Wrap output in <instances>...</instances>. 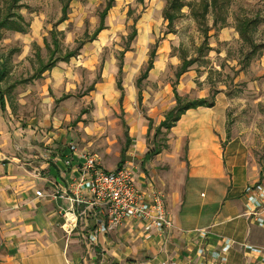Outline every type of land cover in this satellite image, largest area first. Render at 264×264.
<instances>
[{"label":"rangeland","instance_id":"obj_1","mask_svg":"<svg viewBox=\"0 0 264 264\" xmlns=\"http://www.w3.org/2000/svg\"><path fill=\"white\" fill-rule=\"evenodd\" d=\"M202 1L183 0L184 7L176 15L173 25H169L163 15L168 0H116L106 20L108 29L98 41L85 44L77 56L61 65L59 74L65 86L72 88L69 92L76 95L88 93L89 96L78 101H57L55 91L48 87L45 78L34 82L20 80L33 73L38 65V53L47 59L49 50L45 38L51 40L50 31L62 14L63 2L21 0L12 11L22 13L26 21H30L27 32L0 31V63L1 59L7 58L10 70L0 87L6 98V107L2 108L0 104L1 150L13 158L14 152L20 149L29 158L33 148L29 144L32 142L31 129L47 133L63 128L70 133L72 141L96 153L108 168L131 162L137 169L145 170L144 154L156 146H161L162 150L164 145L169 146L166 129L156 133V127L158 118L170 104L173 85L176 84L185 99L207 93L212 100L214 93L221 95V102L227 106L230 135L245 143L253 161L263 167V173L264 49L261 54L256 53L248 59L246 54L250 47L241 37L238 26L240 21L252 20L253 38L257 43L264 42V0H230L224 12L227 25L223 27L213 26L215 15L209 11L205 20L209 26L208 37L202 21L192 10L201 11ZM105 3L106 0L71 2L68 20L57 25L64 32L61 39L63 52L75 48L86 30L94 31ZM8 6L10 0H0V16L8 11ZM134 23L138 34L124 58L123 82L127 89L121 106L118 100L120 90L115 88L119 55L127 46ZM206 38L208 44H205ZM35 43L39 44L40 50ZM155 44L157 71L155 77L144 82V103L139 105L135 97L129 103V85L136 83ZM183 57L196 58V62L177 81L176 71ZM103 59L105 63L101 69ZM99 82L113 90V97L104 94V98H100L96 87ZM93 84H96L95 89L89 91ZM83 110L86 112L79 120ZM127 130L135 141L129 147L126 161L120 165ZM19 141L23 142L21 147H18ZM140 147L143 151L138 149ZM186 149L183 145L181 159H184ZM159 164L155 165L158 172L171 168L169 162ZM26 166L31 167L28 163ZM42 175L46 174L42 172ZM160 190L168 199L167 192Z\"/></svg>","mask_w":264,"mask_h":264},{"label":"crops","instance_id":"obj_2","mask_svg":"<svg viewBox=\"0 0 264 264\" xmlns=\"http://www.w3.org/2000/svg\"><path fill=\"white\" fill-rule=\"evenodd\" d=\"M115 1L111 9L115 6ZM109 12L105 18L106 27L94 40L86 41L81 49L87 43L98 41L108 29L106 20ZM59 19L51 33L56 29L64 34L57 25L66 20L60 22ZM28 24L31 25L30 21ZM99 24L100 13L97 27ZM134 29L136 35L131 37ZM133 30L128 36L127 46L119 55L115 88L120 90L118 100L121 106L125 102L127 89L123 82L124 58L130 50V43L138 34L136 23ZM94 31L90 33L86 30L79 44L87 38V34L92 35ZM26 32L27 30L24 33ZM59 37L61 40V35ZM47 42L52 43V34L50 41L45 38L46 47ZM35 46L40 50L39 44L35 43ZM80 50L70 59L77 56ZM152 50H155L154 65L139 86L138 79L147 68ZM157 55L155 44L136 83L129 85V103L133 97L139 105L144 103V82L156 75ZM37 58L38 65L33 73L20 82H34L45 78L48 87L55 91L54 99L57 101H78L89 96L88 93L73 94L69 92L72 88L65 86L59 73L61 65L70 59L59 60L56 65L35 76L40 60L47 62L49 55L45 60L38 53ZM104 63L103 59L101 69ZM2 66L6 68L5 79L10 73L7 58L1 59L0 67ZM177 71L178 81L186 71L179 77ZM148 82L152 84V81ZM96 84L89 91L94 90ZM98 84L96 87L101 99L104 94L113 97V90H108L107 85L102 82ZM175 88L181 95L174 84L170 104L158 118V125L165 119L168 110L176 104ZM0 93V104L4 108L6 98L2 89ZM219 95L214 93L213 106L188 109L170 130H166L169 146L150 157L147 151L143 157V166L146 169H138L136 172L140 185L152 182L159 190L164 189L167 192L166 200L174 222L169 233H160L156 229L147 232L141 224L130 220L107 233L98 234L96 241H90L87 235L98 221L84 217L81 212L85 205L74 203L70 197L75 195L73 186L81 175L79 167L83 159L80 154L91 151L72 141L70 133L63 128L47 133L31 129L32 142L29 144L33 148L29 158L20 149L14 152L15 157L12 158L0 148V264H264V254L247 247L249 245L264 250V227L254 223L245 214L244 197L246 188L264 175L263 167L253 161L242 140L230 135L227 106L221 102ZM197 98L209 99V94H199L192 99ZM85 112H81L79 120ZM132 135L127 130L126 138L129 137V143L127 146L126 141L122 150L120 165L123 164V153L125 152L126 161L129 147L135 141ZM18 143V147H21L23 142ZM183 145L187 149L184 159H181ZM138 149L143 151L141 147ZM27 159L29 162H26ZM67 159L72 161L71 165L65 164ZM166 162L171 165L169 170L162 173L155 169V165ZM27 163L31 167H27ZM101 163L109 171L119 168H108ZM37 171L46 175H37ZM55 183L58 188L53 186ZM57 191L63 197L48 195ZM39 192L46 195L38 196ZM83 192L89 194L86 189ZM70 208H74L80 216L75 230L68 234L62 224L64 210ZM200 229L206 230V233L199 232Z\"/></svg>","mask_w":264,"mask_h":264},{"label":"built area","instance_id":"obj_3","mask_svg":"<svg viewBox=\"0 0 264 264\" xmlns=\"http://www.w3.org/2000/svg\"><path fill=\"white\" fill-rule=\"evenodd\" d=\"M80 155L83 159L79 167L81 175L73 186L75 195L70 198L76 204L85 205L81 212L84 217L98 221L87 235L90 241H96L98 234L107 233L130 220L141 224L147 232L156 229L160 233H169L173 229L174 222L165 194L152 182L140 185L136 179L138 169L133 163L128 162L109 171L103 168L96 153L83 152ZM65 164L71 165L72 161L67 159ZM36 173L42 176L41 172ZM53 186L58 188L57 183ZM84 189L89 194L83 192ZM45 195L38 193V196ZM48 195L58 197L59 194L57 191ZM59 196L63 197L62 194ZM244 197L245 214L264 227V179L249 185ZM79 216L74 208L64 210L62 228L65 232L71 234L75 230ZM199 232L206 233V230L200 229ZM247 247L264 254L262 248Z\"/></svg>","mask_w":264,"mask_h":264},{"label":"trees","instance_id":"obj_4","mask_svg":"<svg viewBox=\"0 0 264 264\" xmlns=\"http://www.w3.org/2000/svg\"><path fill=\"white\" fill-rule=\"evenodd\" d=\"M21 0H10V6H8V11L0 16V31L2 29H14L18 31L25 32L28 27V22L24 15L20 12H13V8L20 2ZM72 0H62V16L59 19L60 22L65 21L69 15V8L70 3ZM115 0H107V3L104 9L100 12V24L97 29L94 31L92 35L87 34V38H85L75 49L73 50H66L63 52V48L61 46V40L59 35H61V39L63 37V33L59 30L53 29L52 30V43L47 42V48L49 50V59L47 62L40 60V66L38 68V72L36 75H41L45 70L53 67L59 60H68L70 57L76 55L78 51L81 49L83 44L86 41L94 40L98 33L106 27L105 25V18L113 6ZM230 0H203L202 1V10H192L195 13L197 19L201 20L202 26L204 27V32L206 37H208L209 26L206 24V16L209 11H212L215 15L213 20V26H226V18L224 17V12L227 11V7L229 5ZM183 0H168L167 5L164 10L165 18L169 21V25H173L174 19L178 12L182 10L184 7ZM253 21L252 20H243L240 21L238 26V31L245 42L249 44V52L246 54V57L250 59L256 53L261 54L264 49V42L257 43L256 40L253 38L251 34V27ZM60 33V34H59ZM136 35V29L133 30L132 36ZM205 44H208V38L205 39ZM154 57H155V50L151 51L150 59L148 61L147 68L141 74L138 79V85L142 83V80L148 77L150 69L154 65ZM196 61V58H186L183 57V62L177 71V76H181L190 65H192ZM6 75V68L5 66L0 67V82L4 79ZM175 98L176 104L168 110L165 114V119L160 122V124L156 127V133H160L163 128L166 130H170L182 117V115L190 108H196L198 106H213L215 104L214 100H209L206 98H197V99H185L182 95L178 93L175 88ZM3 97H1L2 99ZM139 98H141V94H139ZM129 143V137L127 139V146ZM167 145H164L166 148ZM162 151L161 146H156L153 150L148 152L149 157L156 155ZM124 152V151H123ZM125 161V152L123 153L121 164Z\"/></svg>","mask_w":264,"mask_h":264}]
</instances>
